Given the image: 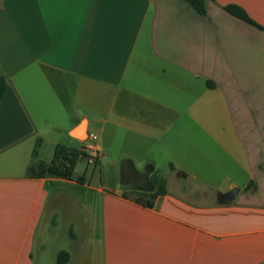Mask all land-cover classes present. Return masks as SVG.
<instances>
[{
  "label": "crops",
  "instance_id": "obj_1",
  "mask_svg": "<svg viewBox=\"0 0 264 264\" xmlns=\"http://www.w3.org/2000/svg\"><path fill=\"white\" fill-rule=\"evenodd\" d=\"M205 6L203 16L185 0H0V264H57L61 251L67 264H264V0ZM194 110L206 133L197 155L193 137H178ZM82 127L100 161L109 152L131 177L151 170V207L121 185L29 176L58 144L83 150ZM163 158L175 161L159 191Z\"/></svg>",
  "mask_w": 264,
  "mask_h": 264
},
{
  "label": "rangeland",
  "instance_id": "obj_2",
  "mask_svg": "<svg viewBox=\"0 0 264 264\" xmlns=\"http://www.w3.org/2000/svg\"><path fill=\"white\" fill-rule=\"evenodd\" d=\"M187 126H180L179 131H178V137L180 138L182 135L186 136H191L193 137V153L197 155L199 152H201V147H200V141L201 138L205 132H203V127H202V119L200 116V111H193L191 112L190 116L187 117ZM219 118V114L217 110H210L208 119L210 121H216ZM181 123H184V120H181ZM217 124H213L210 127H206V130H208L209 134L213 137L218 136V127L216 126ZM92 131V130H91ZM196 156H193L190 160H195ZM182 161L181 165L185 167L187 170L190 171H197L200 170L196 163L194 162H188L186 164L185 160L181 159ZM170 161H175L171 159H159L157 160L158 163V172L156 175L152 177L153 181H155L158 184L159 189H163L164 184L171 178V175H169V169L167 167V164ZM179 161V160H178ZM121 163L122 160L119 159L117 154H112L109 155V152L104 153V157L101 158L100 165L95 167L94 165H88L86 158H81L79 161L75 174L76 175H85L87 178V183L91 186H94L96 188H102L104 189L105 192L109 193V188H117L120 185L121 181V174H120V169H121ZM146 169V168H145ZM144 169V170H145ZM198 176V181H200L201 174H197ZM174 180H177L178 182L182 183V185L188 186L190 188H195L198 187L199 185L194 184L193 185V180H184L181 179L179 176H174ZM197 182V181H196ZM200 184V183H199ZM93 195V193H91ZM98 199L101 198L100 195H98ZM197 199V198H196ZM200 199V197H198ZM64 218L61 220V223H64L65 221L70 220V216L68 211L64 213ZM40 244L35 247V252L36 254H40ZM37 259V258H36ZM38 263V262H37Z\"/></svg>",
  "mask_w": 264,
  "mask_h": 264
},
{
  "label": "trees",
  "instance_id": "obj_3",
  "mask_svg": "<svg viewBox=\"0 0 264 264\" xmlns=\"http://www.w3.org/2000/svg\"><path fill=\"white\" fill-rule=\"evenodd\" d=\"M193 10L199 15H206V6L205 0H185ZM225 10L231 15L243 20L244 22L256 26L262 29L255 21H253L246 11L238 5H228L225 7ZM7 89V84L2 79L0 95H4ZM87 159V154L84 149L73 148L63 144H58L54 149L53 159L50 164L46 165L44 163H38L35 167L29 168V176L32 178H44V177H59L67 180H76L77 182L84 184L87 182L85 175L75 177L76 167L81 160V158ZM88 164V163H87ZM100 164V159L97 158L95 167ZM89 165V164H88ZM157 184V183H156ZM158 185V184H157ZM255 186L254 182H251L245 191H250L251 187ZM159 191H161L159 189ZM135 200L147 207H151L153 199L156 194H150L146 192H135ZM158 193V192H157ZM70 255L67 251L59 252L57 256V264H67L69 261Z\"/></svg>",
  "mask_w": 264,
  "mask_h": 264
},
{
  "label": "water",
  "instance_id": "obj_4",
  "mask_svg": "<svg viewBox=\"0 0 264 264\" xmlns=\"http://www.w3.org/2000/svg\"><path fill=\"white\" fill-rule=\"evenodd\" d=\"M74 136L80 140H87L86 135L84 133V129L80 130V132H75ZM150 169L146 168L143 174H136L135 176H130L127 174V170L121 166L120 174L121 181L120 185L126 189L136 190L146 193H152L156 189V185L151 181L150 178ZM144 182V183H143ZM240 189L235 188L231 190L229 193L221 196V203L223 204H231L236 196L239 194Z\"/></svg>",
  "mask_w": 264,
  "mask_h": 264
},
{
  "label": "built area",
  "instance_id": "obj_5",
  "mask_svg": "<svg viewBox=\"0 0 264 264\" xmlns=\"http://www.w3.org/2000/svg\"><path fill=\"white\" fill-rule=\"evenodd\" d=\"M96 140L97 138L95 135L88 136L87 144L84 148V151L87 154L86 160L89 165H94L97 161V158H99Z\"/></svg>",
  "mask_w": 264,
  "mask_h": 264
},
{
  "label": "flooded vegetation",
  "instance_id": "obj_6",
  "mask_svg": "<svg viewBox=\"0 0 264 264\" xmlns=\"http://www.w3.org/2000/svg\"><path fill=\"white\" fill-rule=\"evenodd\" d=\"M144 183V182H143Z\"/></svg>",
  "mask_w": 264,
  "mask_h": 264
}]
</instances>
